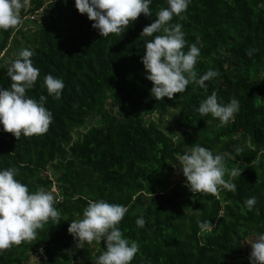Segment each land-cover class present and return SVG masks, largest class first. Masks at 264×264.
Listing matches in <instances>:
<instances>
[{
  "label": "trees",
  "instance_id": "1",
  "mask_svg": "<svg viewBox=\"0 0 264 264\" xmlns=\"http://www.w3.org/2000/svg\"><path fill=\"white\" fill-rule=\"evenodd\" d=\"M26 1L21 23L34 31L22 32L21 23L0 30V56L16 34L33 50L40 72L26 94L45 96L52 121L44 134L19 139L0 130V168H15L30 191L55 188L61 217L37 230L34 240L0 250V264H28L39 249L41 264H92L103 241L77 248L67 227L89 200L99 199L128 209L119 227L139 245L130 264H249L247 243L264 232V0H191L183 19L173 16L169 23H180L185 33L184 50L199 42L198 76L208 69L219 75L205 82L207 91L190 83L171 100L158 101L140 63L143 41L151 37L140 33L166 0H152L153 16L141 14L123 33L107 37L91 28L74 0ZM46 1L49 12L34 21ZM249 49H255L251 57ZM6 69L3 63L4 88L11 83ZM45 74L63 80L59 99L47 95ZM213 91L218 102L238 100L234 120L220 125L195 111ZM170 111L177 112L179 135L145 120ZM195 144L223 155L224 179L235 191H189L175 157ZM233 168L240 176L230 175ZM253 196L248 211L244 201ZM139 216L143 228L135 224ZM206 220L214 227L201 232Z\"/></svg>",
  "mask_w": 264,
  "mask_h": 264
},
{
  "label": "clouds",
  "instance_id": "2",
  "mask_svg": "<svg viewBox=\"0 0 264 264\" xmlns=\"http://www.w3.org/2000/svg\"><path fill=\"white\" fill-rule=\"evenodd\" d=\"M151 3L152 0H74V8L92 22L91 28L100 37H107L123 33L141 14L153 16L149 8ZM190 3L191 0H166L167 6L155 12L154 22L141 30L140 36L151 37L143 41L140 63L146 73L144 79L151 83L150 96L155 101L162 98L171 100L174 94L185 92L190 83L207 91L205 82L219 75L218 71L208 69L198 76L195 65L200 55L199 42L187 44L185 51L182 25L169 23L173 16L183 19L182 13ZM23 6L24 0H0V30L15 28L22 22L20 11ZM254 52L255 49H249L245 54L251 57ZM33 55L32 49L23 48L17 51L14 59L5 61L6 76L11 83L7 88L0 87V130L10 133L15 139L21 135L44 134L52 121L51 112L44 106L45 96L33 99L26 94L40 72L33 66ZM43 87L48 96L59 99L64 82L61 78L45 74ZM195 111L200 116L210 115L224 125L234 120L239 102L235 98L227 103L218 102L213 91L199 102ZM175 158L181 166L180 174L184 177L185 186L191 193L215 195L220 187L235 191V185L224 179L222 154L195 144ZM240 171V168H233L230 175L240 176ZM17 174L13 167L0 168V250L30 242L45 224L60 222L61 213L54 206L53 194L43 187L30 191L26 184L16 179ZM255 204L254 196L244 201L248 211H252ZM127 211L125 206L103 199L89 200L80 218L68 223L67 233L81 249L85 243L100 245L103 241V250L92 264H130L139 251V245L129 240L119 227ZM135 224L143 228L145 220L139 216ZM213 227L207 220L199 224L201 232L211 231ZM247 244L250 246L249 264H264V232L255 235ZM38 251L43 254L42 249Z\"/></svg>",
  "mask_w": 264,
  "mask_h": 264
},
{
  "label": "rangeland",
  "instance_id": "3",
  "mask_svg": "<svg viewBox=\"0 0 264 264\" xmlns=\"http://www.w3.org/2000/svg\"><path fill=\"white\" fill-rule=\"evenodd\" d=\"M24 5L26 6L27 1L24 0ZM49 1H46L44 8L38 12L37 17H34V21H40L48 11V5ZM22 32L30 31V34L32 31H34V27L29 24L27 21H24L20 25ZM30 34L27 35V37L30 36ZM15 38L14 42H11L9 46L7 47L6 51L3 52V54L0 56V67L5 63V61H10L16 57V53L19 49L23 48H29L25 46L23 40L20 36L17 34L13 36ZM146 121L155 123L162 131L165 133L167 132L169 135H178L180 134V128H179V121L177 119V112H168L166 115H159L155 114L151 118H145ZM81 131L75 132L73 134V140L78 139ZM54 197H56L57 193L55 188H52L50 191ZM39 261V264H41V257L42 255L40 252H37L36 254L32 255L30 258V262L28 264H38V262L35 260V258Z\"/></svg>",
  "mask_w": 264,
  "mask_h": 264
}]
</instances>
